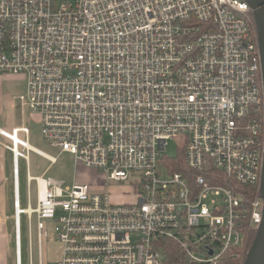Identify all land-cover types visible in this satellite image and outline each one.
<instances>
[{"label":"built area","instance_id":"built-area-1","mask_svg":"<svg viewBox=\"0 0 264 264\" xmlns=\"http://www.w3.org/2000/svg\"><path fill=\"white\" fill-rule=\"evenodd\" d=\"M3 76L24 77L20 103L50 147L103 172L66 188L29 177L37 206L24 209L20 162L44 153L27 126L0 129L13 156L16 264L22 216L31 239L36 217L40 256L53 227L52 264H225L257 234L264 82L245 0H0ZM120 183L133 201L113 202Z\"/></svg>","mask_w":264,"mask_h":264},{"label":"rangeland","instance_id":"rangeland-1","mask_svg":"<svg viewBox=\"0 0 264 264\" xmlns=\"http://www.w3.org/2000/svg\"><path fill=\"white\" fill-rule=\"evenodd\" d=\"M25 81L23 77H14V79L0 80V127L5 130L11 131L15 126L21 127L25 124L30 128V144L35 148L41 150L42 152L51 155L57 158L55 164H51L50 161L44 157L37 155L33 152L30 153V166L29 174L31 176H40L45 179H53L59 182L64 183V187H72L74 182L77 180L78 173L81 175L83 172L81 169H78L76 166L75 159L72 155L64 153L60 154L58 149L50 147L42 138L41 135V126L32 122V119L29 117V111H24L20 105L19 100H14V97H20L25 94ZM6 142V140L4 139ZM9 146L11 143L6 142L4 146ZM6 148V147H5ZM7 149V148H6ZM8 150V149H7ZM9 151V150H8ZM166 156L169 158H177L180 154V147L177 141H170L165 152ZM13 165V162H12ZM13 171V168H12ZM92 171V170H91ZM89 172V171H88ZM92 181L96 183L99 180L103 179L102 171L90 172ZM89 175V176H90ZM20 177H21V194L20 201L22 207H27L28 197L30 198L29 204L36 208L37 204V186L33 182L32 185L26 188L27 184V167L24 160L21 161L20 166ZM90 178V177H89ZM90 178V179H91ZM112 190L114 195L112 200L114 203H124L133 201L134 197L132 195H122V192L128 191V184L120 183L119 185H112ZM120 192L119 194H117ZM13 228V223L10 224V229ZM21 229H22V259L23 264H28L29 261V250H30V231L29 225L26 216L21 218ZM50 238L46 241V252L48 260L56 259V256L59 253V245L53 234V227L49 225ZM32 247L34 252V263L38 264V241H37V230H36V217H34L33 227H32ZM15 242L13 238V248ZM15 259V255H14Z\"/></svg>","mask_w":264,"mask_h":264},{"label":"crops","instance_id":"crops-1","mask_svg":"<svg viewBox=\"0 0 264 264\" xmlns=\"http://www.w3.org/2000/svg\"><path fill=\"white\" fill-rule=\"evenodd\" d=\"M14 77H20V76H3L0 78V80L14 79ZM23 81H25L24 77H23ZM25 90H26V83H25ZM14 100H19V98L14 97ZM22 109H23V112L26 110L29 111L28 112L29 117L32 119V122L34 121L40 125L39 116L32 114L29 109H24L23 107ZM22 126H26V125L23 124ZM14 128H17V126L13 127L12 129ZM0 129L5 130L2 127H0ZM6 142L4 141V138L0 136V264H16L15 208H16L17 198H16L14 176H13L14 170L12 171L13 156H12V153L5 148L4 145L6 144ZM30 146L34 148L35 150L42 152L41 150L35 148L31 144ZM49 157L54 158L53 156L44 153V158L47 159L48 161H49ZM25 165L27 167L26 188L28 187V191H29V187L32 185V183H29V177L39 178L40 176H31L29 174L30 163L28 166L27 163L25 162ZM20 166H21V162H20ZM76 166L78 169H81L83 172L81 173V175L78 173L77 180L76 182H74V184L94 183L90 175V172H93V170L91 171L90 169H87L84 165L80 163H76ZM20 194H21V177H20V170H19V201H20ZM27 198H28L27 207H22L21 201H20V205L24 209L31 206L29 204L30 198L28 197V194H27ZM31 208L34 209L32 206ZM12 223H13V228L10 229V224ZM13 238L15 242L14 248H13ZM29 239L31 238L29 237ZM32 240H33V236H32V239L30 240L28 264H35ZM14 255H15V259H14ZM54 260L56 259L48 260L46 246H44L42 256H40L39 247H38V264H52Z\"/></svg>","mask_w":264,"mask_h":264},{"label":"water","instance_id":"water-1","mask_svg":"<svg viewBox=\"0 0 264 264\" xmlns=\"http://www.w3.org/2000/svg\"><path fill=\"white\" fill-rule=\"evenodd\" d=\"M251 7L259 33L262 56V70L264 82V0H245ZM262 198L264 200V165L261 183ZM244 264H264V218L256 234L254 242L247 254Z\"/></svg>","mask_w":264,"mask_h":264},{"label":"trees","instance_id":"trees-1","mask_svg":"<svg viewBox=\"0 0 264 264\" xmlns=\"http://www.w3.org/2000/svg\"><path fill=\"white\" fill-rule=\"evenodd\" d=\"M178 171L177 169H175ZM256 233H248L245 243L241 248H237L235 250H231L226 254L225 264H244L247 254L254 242Z\"/></svg>","mask_w":264,"mask_h":264},{"label":"bare ground","instance_id":"bare-ground-1","mask_svg":"<svg viewBox=\"0 0 264 264\" xmlns=\"http://www.w3.org/2000/svg\"><path fill=\"white\" fill-rule=\"evenodd\" d=\"M44 188H45V183H44L43 179L40 178L39 179V191H40V193H43Z\"/></svg>","mask_w":264,"mask_h":264}]
</instances>
